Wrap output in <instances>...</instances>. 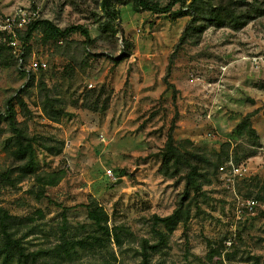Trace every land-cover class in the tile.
I'll use <instances>...</instances> for the list:
<instances>
[{"label": "rangeland", "instance_id": "1", "mask_svg": "<svg viewBox=\"0 0 264 264\" xmlns=\"http://www.w3.org/2000/svg\"><path fill=\"white\" fill-rule=\"evenodd\" d=\"M191 1L167 12L115 1L110 16L101 0H0V17L24 8L61 30L80 25L89 33L49 37L38 28L24 41L28 26L18 30L26 61L45 64L29 77L7 45L0 49V115L10 100L35 139L37 172H66L41 199L31 177L0 185V207L16 217L11 230L26 253H37L38 264H142V240L152 245L156 230L166 232L153 215L171 214L185 192L187 165L161 173L160 152L170 133L182 153L192 161L197 158L190 154L202 155L212 167L199 170V191L189 187L188 220L166 234L159 250L148 249V263L264 264V60H249L264 53V15L240 30L212 25L199 39H181L196 14ZM45 96L60 111L56 120L42 111ZM12 138L2 120L0 171L20 165ZM229 159L246 167L236 177V193L218 170ZM236 194L257 201L239 219ZM89 205L106 211L110 228L122 226L121 244L106 240L59 253L64 240L100 236L87 216ZM227 237L233 239L229 248Z\"/></svg>", "mask_w": 264, "mask_h": 264}, {"label": "trees", "instance_id": "2", "mask_svg": "<svg viewBox=\"0 0 264 264\" xmlns=\"http://www.w3.org/2000/svg\"><path fill=\"white\" fill-rule=\"evenodd\" d=\"M115 1L132 2L136 8H142L153 12H167L170 11L175 3H184V0H171L166 5H160L151 0H101L100 7L106 14L113 16L114 12L111 7ZM189 6L194 9L196 14L185 27L181 39L186 36L199 39L206 28L212 25L240 30L254 18L264 15V4L258 0H242L241 2H234L229 5L215 4L213 0H192ZM38 28H42L44 33L49 37H62L77 32L88 37L89 34L88 30L80 25H73L61 30L48 20H35L28 25L21 38L24 41L28 40L31 34ZM2 48H5V46L0 45V49ZM20 103H22L21 100ZM53 106V99L45 96L42 103V111L49 119L56 120L60 111L55 110ZM2 120L7 121L12 132L11 154L15 160L20 162V165L0 171V185H13L15 179L21 181L25 177H31L35 183V189H32V192L35 193L37 199H41L45 196L46 188L56 186L63 179L66 172L64 169L51 172L36 171L35 139L27 134L25 127L17 120L14 106L11 104L10 100L6 103L4 113L0 115V122ZM43 148L53 154H58L61 151L60 147L52 148L45 146ZM160 154L162 156L161 173L165 176H168L169 167H178L179 162L187 165L189 169L184 175L185 192L178 206L169 215L163 217L153 215L152 217L155 224L161 223L164 225L166 232L156 230L155 233L158 236V240L152 245H149L147 240H142V264H149L147 261L148 249L153 251L159 250L166 242V234L171 233L179 223H186L190 213L189 203L184 204V201L189 197V187L193 186L194 191H199L202 183H198L196 177L203 176L199 173V170L212 167V164L209 162L207 164L203 163L207 162V160L202 157V155L195 153L190 154L191 157L197 158L196 161H192L188 154L182 153L176 147L171 133L167 136L165 145ZM201 162L202 165L200 164ZM15 171L18 173L17 177H13ZM87 216L93 221L100 236L93 235L90 236V239L82 238L74 241L64 240L58 245L59 253L63 252L70 254L75 252L77 248L101 247L104 246V241L106 240H113L117 245L121 244L123 233L122 226H113L110 228L108 226L109 216L101 206L89 205ZM15 218L16 217L0 207V232L3 236V244L0 246V264H9L15 259L24 263L38 264L36 257L37 253H26L21 240L14 236L11 225Z\"/></svg>", "mask_w": 264, "mask_h": 264}, {"label": "built area", "instance_id": "3", "mask_svg": "<svg viewBox=\"0 0 264 264\" xmlns=\"http://www.w3.org/2000/svg\"><path fill=\"white\" fill-rule=\"evenodd\" d=\"M37 11H32L24 8H17L9 16L0 17V44L7 45L12 54L17 60L18 68L29 77L32 71H36L45 64L37 59L26 61L25 52L21 40L17 36L18 30L28 26L33 21L37 20ZM250 62L257 64L258 60H264V53L262 55H253L249 58ZM261 61V62H262ZM226 66L222 67L224 71ZM221 84L218 83L219 89L223 87L222 79ZM220 173L224 174L225 180L231 185L234 193V186L236 183V177L244 176L246 167L243 164H236L232 159H229L224 164L218 167ZM237 207L236 216L239 219L243 214L252 213L257 205V201L254 198H241L236 194ZM225 248L231 247L233 239L227 237L224 241Z\"/></svg>", "mask_w": 264, "mask_h": 264}]
</instances>
